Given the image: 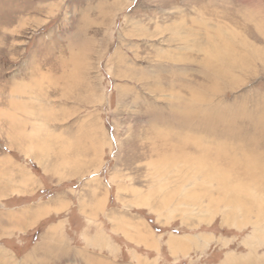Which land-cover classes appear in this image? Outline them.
I'll use <instances>...</instances> for the list:
<instances>
[{"label": "rangeland", "instance_id": "obj_1", "mask_svg": "<svg viewBox=\"0 0 264 264\" xmlns=\"http://www.w3.org/2000/svg\"><path fill=\"white\" fill-rule=\"evenodd\" d=\"M229 263L264 264V0H0V264Z\"/></svg>", "mask_w": 264, "mask_h": 264}, {"label": "bare ground", "instance_id": "obj_2", "mask_svg": "<svg viewBox=\"0 0 264 264\" xmlns=\"http://www.w3.org/2000/svg\"><path fill=\"white\" fill-rule=\"evenodd\" d=\"M258 223V222H257ZM262 224V223H261ZM263 240V239H262ZM169 241V243H168V246L171 248V249H175L176 250V248L178 249V248H181L182 247V245H180V246H178V244L176 243V240H173V239H170V240H168ZM183 244V243H182ZM179 250V249H178ZM178 250H177V252H178ZM175 253V252H174ZM230 264V263H229ZM232 264V263H231Z\"/></svg>", "mask_w": 264, "mask_h": 264}, {"label": "crops", "instance_id": "obj_3", "mask_svg": "<svg viewBox=\"0 0 264 264\" xmlns=\"http://www.w3.org/2000/svg\"><path fill=\"white\" fill-rule=\"evenodd\" d=\"M84 249H86V248H84ZM85 251H88V249H86Z\"/></svg>", "mask_w": 264, "mask_h": 264}]
</instances>
